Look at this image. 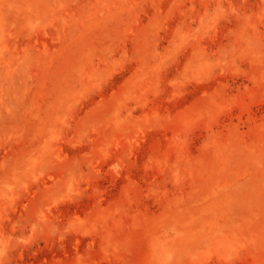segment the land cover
<instances>
[{
	"label": "rangeland",
	"instance_id": "rangeland-1",
	"mask_svg": "<svg viewBox=\"0 0 264 264\" xmlns=\"http://www.w3.org/2000/svg\"><path fill=\"white\" fill-rule=\"evenodd\" d=\"M0 264H264V0H0Z\"/></svg>",
	"mask_w": 264,
	"mask_h": 264
}]
</instances>
